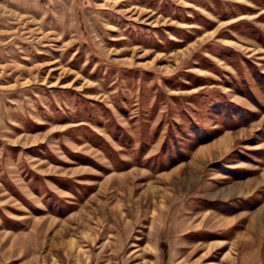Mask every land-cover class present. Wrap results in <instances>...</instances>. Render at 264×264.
<instances>
[{"label": "rangeland", "instance_id": "1", "mask_svg": "<svg viewBox=\"0 0 264 264\" xmlns=\"http://www.w3.org/2000/svg\"><path fill=\"white\" fill-rule=\"evenodd\" d=\"M263 169L264 0H0V264H264Z\"/></svg>", "mask_w": 264, "mask_h": 264}, {"label": "bare ground", "instance_id": "2", "mask_svg": "<svg viewBox=\"0 0 264 264\" xmlns=\"http://www.w3.org/2000/svg\"><path fill=\"white\" fill-rule=\"evenodd\" d=\"M233 136V135H232ZM231 134L230 133H226L225 135H223L222 137H219L218 139L214 140L213 142L211 143H208L206 145H202L200 146L197 150H196V153L194 154L193 156V168L191 170H196V161L194 162V160H198V159H203L205 155H210L213 150L215 149H219V148H222L223 146L225 147V145H227V141L230 140L232 138ZM231 141V140H230ZM191 160V161H192ZM199 161V160H198ZM189 176V175H188ZM191 178V177H190ZM189 179V178H188ZM258 181V180H257ZM249 187V186H248ZM246 189V188H245ZM240 192V191H243L241 189V185L238 184V183H235L233 185H230L226 188H222L221 189V193L224 195L223 192H226L225 195H228L232 192ZM255 212V211H254ZM257 214V213H256ZM258 215H259V218L261 219V217L264 215V210L262 211H259L258 212ZM262 215V216H261ZM258 218V217H257ZM214 263L213 261H209L208 264H212Z\"/></svg>", "mask_w": 264, "mask_h": 264}, {"label": "crops", "instance_id": "3", "mask_svg": "<svg viewBox=\"0 0 264 264\" xmlns=\"http://www.w3.org/2000/svg\"><path fill=\"white\" fill-rule=\"evenodd\" d=\"M264 170V169H263Z\"/></svg>", "mask_w": 264, "mask_h": 264}]
</instances>
